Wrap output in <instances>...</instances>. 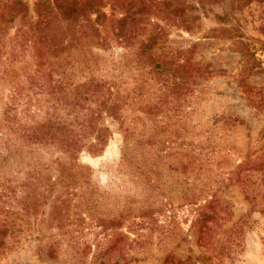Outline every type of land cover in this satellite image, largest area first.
I'll use <instances>...</instances> for the list:
<instances>
[{
  "label": "trees",
  "instance_id": "trees-1",
  "mask_svg": "<svg viewBox=\"0 0 264 264\" xmlns=\"http://www.w3.org/2000/svg\"><path fill=\"white\" fill-rule=\"evenodd\" d=\"M223 1L42 0L37 3L36 21L22 29L25 37L37 34L35 49L29 48L31 52L26 55L24 48L18 53L21 54L18 60L26 62L30 56L29 63L35 64L33 72L29 73L28 88L37 89L35 93L39 97L32 103L28 94L21 95V89L26 86H14L4 102L0 120V246L13 232L16 215L40 218L49 228L58 230L79 219L104 229H117L130 217L135 224L158 229L156 213L166 206L160 197L172 203V184L167 185L162 178L168 175L167 169H171L187 174L183 179L177 175L184 190L178 200L181 204H196L192 226L197 239L207 249L185 258L169 252L160 264H213L214 257L230 252L243 228L250 229L254 223L249 212L239 211L233 219L235 191L264 213V146L256 149L247 144L243 152L240 149L239 162L216 172L213 180L206 178L204 174L209 168L203 160L210 162L209 158L204 157L206 154L201 148L196 149L186 140L180 118L174 117L179 116L178 113L173 112L174 119L162 125L154 120L156 125L149 133L145 126L132 125L137 117L127 121L130 117L122 110L125 102L115 95L120 92L121 84H110L98 73L76 75L77 70L82 72L89 67L91 58L86 50L90 46L107 49L118 43L129 50L136 44L134 59L140 66L138 75L149 74L158 84L152 99L139 101L140 110L150 119V113L169 110L170 104L178 100L177 95L186 93L194 82L191 71L197 64L158 51L163 47L164 28L151 23L149 14L155 13L162 19L179 17V25L188 28L187 15L199 4ZM250 1L229 0L230 10L217 16L227 25L216 28L214 33L230 39L233 49L240 54L237 75L243 83L246 75L264 72V65L234 15ZM106 4L110 5L112 18L103 10ZM10 8L15 16L26 14L21 0H15ZM115 11L118 13L113 15ZM147 26L150 30L145 34L142 30ZM107 27L111 34L104 32ZM139 35L143 37L138 38ZM261 50L264 54V47ZM23 66L24 63L20 69ZM102 91L108 98L98 100L97 97L93 104L89 95ZM31 106L33 109L28 110ZM106 118L115 123L123 135L120 165L128 166L133 176L155 193L154 199L134 204L126 212L99 209L96 199L83 187L84 170L88 166L79 162V153L84 149L98 154L104 149L111 133ZM221 120L228 126L244 123L231 116ZM208 144L217 146L213 141ZM193 170L195 184L190 186L188 174ZM225 223L229 226L222 227ZM218 229H222L224 237L213 242ZM107 237L103 252L115 250L121 256L124 253L122 242L128 237L115 231ZM138 239L136 235L132 241L137 243Z\"/></svg>",
  "mask_w": 264,
  "mask_h": 264
},
{
  "label": "rangeland",
  "instance_id": "rangeland-1",
  "mask_svg": "<svg viewBox=\"0 0 264 264\" xmlns=\"http://www.w3.org/2000/svg\"><path fill=\"white\" fill-rule=\"evenodd\" d=\"M14 1L0 0V120L4 102L14 86H26V89H21V95L25 97L28 94L32 103L39 97L35 93L37 89L28 88L29 73L33 72L35 64L29 63L30 56H27L26 62H20L18 58L21 54L18 53L26 48L24 53L27 55L30 49H35L37 34L25 37L22 29H26L29 22L33 24L36 21V5L42 0H21L26 8L24 17L22 13L15 16L13 11L10 12ZM103 10L112 18L109 4ZM229 10V0L199 4L187 15L188 28L179 25V17L162 19L155 13L149 14L151 23L164 28L163 47L158 51L197 64V70L193 68L191 71L194 82L189 90L177 95L178 100L170 104L169 110L150 113L151 119L141 112L139 101L152 99L158 91V84L149 74L138 75L140 66L134 59L136 44L129 50L118 43H113L107 49L92 45L86 50L91 58L88 69L76 71L79 77L81 73L87 76L98 73L104 75L110 84H121L120 92L115 95L125 102L122 110L130 117L127 121L137 117L132 125L137 128L145 126V131L149 133L156 125L154 120L157 125H162L174 119L171 115L173 112L178 113L179 116L174 117L180 118L186 140L196 149L201 148L206 154L204 157L209 158L210 162L203 160L209 168L204 175L212 180L216 172L242 159L240 151L247 144L256 149L264 146V72L246 75L244 83L240 81L237 75L240 54L233 49L230 39L214 35L216 28L227 25L217 16ZM114 13L116 15L118 12ZM234 15L264 65L261 50L264 47V0H252L236 10ZM149 30L150 26H147L142 31L147 34ZM104 32L111 34L109 27ZM141 37L143 35L138 36ZM113 90L116 91L115 88ZM89 97L93 104L97 97L98 100L108 98L104 91L90 94ZM174 106L176 109H172ZM32 109L33 106L28 110ZM225 116L237 117L244 123L235 126L222 124L221 119ZM105 123L109 125L111 133L104 149L98 154L84 149L79 153V162L88 166L84 170L83 187L96 199L99 209H114L115 212L123 209L126 212L134 204L154 199L155 193L137 176H133V170L130 171L128 166L120 165L122 132L109 118L105 119ZM212 141L217 146L208 144ZM167 172L168 175L162 178L167 185L172 184L169 190L172 203L160 197L166 206L156 213L157 224L160 225L158 229L152 230L147 224H135L133 217H130L117 229H104L96 223L79 219L58 230L49 228L46 221H40V218L34 220L16 215L13 232L5 237L4 245L0 246V264H160L169 252L181 258L204 253L207 246L201 245L192 226L196 204H181L178 200L184 191L180 177L183 179L187 174L171 169H167ZM189 173L192 186L195 170ZM243 197L239 191H235L232 197L233 219L239 215V211L249 212L254 223L250 229L244 227L230 252L214 257L213 264H264V213L244 201ZM227 226L229 223L222 227ZM114 231L128 237L122 242L124 253L121 256L115 250L103 252L107 235L114 234ZM223 233L222 229H218L213 242L216 238L224 237ZM136 235L139 239L134 243L132 239Z\"/></svg>",
  "mask_w": 264,
  "mask_h": 264
}]
</instances>
